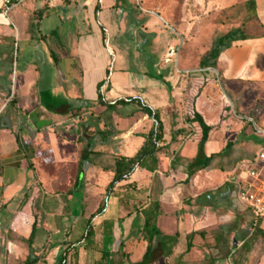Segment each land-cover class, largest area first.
<instances>
[{
    "label": "crops",
    "instance_id": "1",
    "mask_svg": "<svg viewBox=\"0 0 264 264\" xmlns=\"http://www.w3.org/2000/svg\"><path fill=\"white\" fill-rule=\"evenodd\" d=\"M247 1H250L248 12L259 20L262 33L236 41L222 53L219 60L222 76L214 69L202 70L199 65L201 57L210 50L216 38L215 31L225 27L213 24L209 17L190 20L184 12L182 22L177 26L179 32H175L181 42L171 51V59L167 62L170 64L174 58L176 66L160 69L157 73H163L168 84L152 80L139 71L144 75V85L136 90L124 86L132 76L127 74L129 70L123 66L114 68L119 56L109 48L111 33L100 21L102 11L98 14L103 9V0H86L83 3L86 11L85 14L80 12V23H84L86 28L77 33H66L65 38H75V43L72 42L65 57L77 60L82 71L81 90L77 93L72 91V97L92 102L94 107L90 110L93 111L55 121V115L42 107L39 96L34 93L37 81L32 80L31 75L36 73L29 68L24 69L20 85L27 90L21 92V97L15 96L10 100L16 102L15 112L12 110L14 115H10L4 128L0 129V264L25 263L29 256L27 241L34 224L33 249L39 259L37 264H59L68 247L73 250L67 264L139 263L148 248L143 232L146 222L144 211L153 203L160 206L157 226L161 236L171 237L165 254L153 264H264L263 237L253 236L241 242L236 237V241L233 240L244 223L239 218L231 228V223L225 222L233 218L225 211H230V196L228 191H222L224 183L217 188L211 187L213 181L206 178L211 165L189 181L186 173L198 154L201 136L197 124L186 122V101L195 103L206 121L215 125L220 115L214 113V109L217 105L219 108L226 106L215 92L213 95L210 93L216 90V82L228 87L258 86L264 93V0ZM47 4V9L52 10L65 3L64 0H51ZM16 5H20L17 10ZM215 5L216 0H211L209 6ZM42 7V1L19 0L18 4H8L3 8L4 12L11 8L8 17L12 25H21L22 37L29 49H25L24 56L32 52L30 48L35 40L29 19ZM224 9L222 7L218 12L221 14ZM132 15L123 13L117 37L126 35L130 18L135 17ZM90 21H98L94 32L93 28L88 31ZM4 28L9 27L0 25V56L4 55V58L0 57V85H3L2 80H6L4 72L8 68L3 60L8 55L6 50L10 44V32L3 31ZM221 30L222 34L229 32ZM97 42L102 48L94 51L90 46ZM99 55L102 63H99ZM59 61L56 57L55 64L49 67L58 65ZM194 70L198 73L196 78L192 77ZM105 80L106 84L99 90L98 85ZM5 89H0V115L8 109V104L4 103L9 101L4 97ZM100 91L107 101L141 98L157 110L164 125L161 145L166 147L158 155L159 164L154 171L148 167L138 168L107 198L106 188L114 177L116 160L137 154L154 120L143 113L132 115L138 110L136 105L118 106L111 110L100 107L97 103ZM105 115L114 120L113 127L106 125ZM15 116L18 123L9 128V120H14ZM86 121L91 123L84 125ZM226 125L225 121L212 132L205 145L208 156L220 153L225 144L227 146L225 134L223 137L220 135ZM84 148H89L92 153L80 187L70 192L56 190L53 183L58 179V169L78 167ZM30 163L33 168L29 167ZM100 180H104L105 189L102 187L97 194L92 193L90 186L100 187ZM93 197L96 204L94 202L90 209ZM105 200V208L92 222L94 247L88 248L82 240L87 222ZM229 228L235 232L231 237L225 233ZM193 233V247L188 251L189 236ZM104 253L109 255L107 259L103 258Z\"/></svg>",
    "mask_w": 264,
    "mask_h": 264
},
{
    "label": "rangeland",
    "instance_id": "2",
    "mask_svg": "<svg viewBox=\"0 0 264 264\" xmlns=\"http://www.w3.org/2000/svg\"><path fill=\"white\" fill-rule=\"evenodd\" d=\"M40 1L44 2L45 8L38 9L35 15L29 19L30 31L35 36L33 47L30 48L31 53L26 56L23 54L28 47L22 37L21 25H14L13 23V25L8 26L9 28L3 30L10 32L8 37L10 44L6 50L8 55L3 60L8 68L4 72L6 80H2L3 85H0V89L6 88L4 97L9 101H4L6 105L8 104V109L0 115V129L6 125V119L10 118V115H14L16 102L10 100L15 96L21 97V92L27 90L26 87L20 85L22 81L21 74L25 68H29L36 73L31 75V79L37 81L34 93L39 96L42 107L55 115V121L65 119L70 115L74 116L80 108V115L93 111L90 110L93 107L89 108L86 104L87 101L72 97V91L77 93L81 90L82 71L77 60L65 57V54L69 53L68 51L71 49L72 42L75 43V38H65L66 33H77L86 28L84 23H80V12L85 14L86 7L83 6V3L86 0H64V5L52 10L47 9V3L51 0H37V2ZM245 1L247 0H216V5L213 7L209 6L211 0H103V9L99 10L98 14L102 11L100 21L111 33L109 48L115 50L119 56V61L114 65V68L118 69L123 66L129 70L127 74L132 75L129 76L131 77L130 82L128 81L127 85L124 84V86L132 90L143 86L142 77L144 75L142 76L139 71L144 72L152 80L166 83L158 77L157 73L160 69L162 71L164 68L176 66L174 58L170 64H167L166 60L171 58V51L175 50L181 42L179 35L175 32H179L177 26L182 22L181 18L184 12L190 20H201L209 17V21L211 20L213 24L223 25L225 28H218L214 33V37L223 33L221 29L230 31L239 26H241L245 36L261 34L259 20L244 13L243 4ZM115 3L119 5L115 7ZM210 7L211 10L209 11ZM222 7L228 9L225 13L226 16L218 12ZM18 8H20V5H16L15 10ZM134 9H137V12ZM124 12L130 15L133 14L135 17L131 16V24L126 35L119 38L117 37L119 35L118 23ZM42 17L43 21H40ZM96 23L98 21L95 23L90 21L89 32H91V28L94 32ZM61 44H64L65 48ZM90 47L94 51L102 48L99 42ZM0 57L4 58V55L2 54ZM56 57L60 59L58 65L50 68V64H55ZM98 58L99 63H102L100 55ZM121 58L122 60L124 58V62ZM193 67L197 68V65ZM193 72L192 77L196 78L198 73H195L196 70ZM160 75H163V73ZM121 82H124L123 78H121ZM207 83L206 81V85ZM58 85L59 87H57ZM214 86L216 90H211L210 93L213 95L215 92L217 97L222 99L226 105L224 108H219L217 105L214 109L213 112L220 115L215 124H218L221 120L220 125L225 121L227 122L220 135L223 137L225 134V143L231 142L232 145L226 149L225 144L224 148L220 150L221 154L217 155L212 162L206 178L213 181L211 185L213 188H217L224 183L222 191H228L230 196V211H225L233 216L225 222L231 223L232 228V225L237 223V219L240 218L243 221L244 227L233 236V240L236 241L237 239L238 242H241L258 235L254 234L250 212L239 202L236 186L229 182V179L237 167L244 160L251 159L257 154L264 144V93L260 87L252 85L228 87L216 82ZM43 99L46 102L50 100V103H47L52 105L51 108L49 107L50 109L43 103ZM188 102L187 100L186 104L189 105ZM61 105H67L71 110L68 113L57 110ZM228 106L230 108H227ZM100 107L104 106L100 105ZM93 114L95 113L93 112ZM9 121L10 123L7 125L9 128H12L14 123L16 125L18 123L16 116L14 120L10 119ZM89 121H86L84 125L91 123ZM104 121L107 122L106 125L113 127L112 121L114 120L110 116L105 115ZM220 135H218V138L221 137ZM18 142H20V145L22 144L20 139H18ZM77 169L78 167L74 166L60 167L58 169V179L53 183L54 188L58 191L69 192L76 189ZM103 181L100 180V187L90 186V191L97 194L98 190H101L104 185ZM104 189L105 187H103ZM90 201V209H92L91 206L96 204V198L93 197ZM259 228H264V221ZM233 232V229H225V233L230 234V237Z\"/></svg>",
    "mask_w": 264,
    "mask_h": 264
},
{
    "label": "trees",
    "instance_id": "3",
    "mask_svg": "<svg viewBox=\"0 0 264 264\" xmlns=\"http://www.w3.org/2000/svg\"><path fill=\"white\" fill-rule=\"evenodd\" d=\"M250 1H246L243 4V10L245 15L250 16L248 12V4ZM19 0H10L9 6H12L14 4H18ZM99 8H96V11H98ZM228 9L222 10L221 14L226 16L225 13H227ZM103 28V27H102ZM247 36L243 34L241 26L230 30L229 32L225 34H221L220 36H217L214 38L212 46L210 50L204 54L201 57L200 60V69H214L218 71L219 75L222 76V71L219 69V60L224 51L231 48L233 43L236 41L246 40ZM110 74V71H108V75ZM162 81L164 80V75L158 76ZM106 80L101 82L98 85V89L101 90V88L106 84ZM169 86V85H168ZM45 99V98H44ZM43 99V103L46 104L47 108H51L52 105H48L47 103H50V100L46 102ZM52 101V100H51ZM53 102V101H52ZM99 105L106 107L108 110L116 109L118 106H128V105H136L138 107V110L133 112L132 115H135L137 113H143L145 115H148L151 119L154 120V124L150 130V132L144 137L145 142L140 148V150L137 152V154L133 157H120L116 160V167L114 171V177L111 183L106 188V198L109 197L113 192L116 186L123 181L127 180L130 176L134 174V172L138 168H150V170L154 171L159 164L158 155L166 148L165 146H162L161 143L164 138V125L160 119L159 113L157 110L153 109L151 106L146 104L141 98H134L130 97L128 99H118L115 101H107L103 94L100 91L99 99L97 102ZM86 104L89 108L94 107V104L92 102L87 101ZM49 108V109H50ZM59 111H62L64 113H68L71 109L67 105H61L58 107ZM230 108V107H227ZM73 110V109H72ZM81 108L78 110L77 114L80 115ZM75 114V115H77ZM224 118V117H223ZM186 122L188 124L194 125L197 124L201 129V136L199 139V145H198V154L196 158L189 164V166L186 169V173L188 174V180L196 176L199 172L207 169L215 159V157L221 153L218 154H212L211 156H208L205 153V145L210 140L212 132L221 124V121L218 124L212 125L209 124L202 113H200L196 109L195 103L187 105V111L185 116ZM232 143L229 142L226 146V149L231 147ZM92 153V151L89 148H84L81 151L80 154V160L78 162V169H77V177L75 186L76 188H79L82 182V177L84 173L86 172L87 163L89 162V156ZM30 168H33L32 164H29ZM173 167V165H172ZM106 202L104 201L102 205L98 208L97 212L89 218L85 233L82 237V240L85 241V246L88 248L94 247L95 242V229L93 225V218L97 215L102 213L103 209L105 208ZM146 222L144 226V238L148 242V248L147 251L143 257V260L139 263L135 264H153L155 261H157L159 258H161L165 254V248L167 246V243L171 240V237L165 236L162 237L160 230L157 226V220L160 215V206L158 203H153L150 209L144 211ZM255 235L261 236L264 238V230L263 229H256L254 231ZM36 235V224L33 226L32 234L27 241L29 244V256L24 264H36L39 259L35 255V251L33 249V242ZM195 236V233L191 234L189 236V243H188V251L191 250L193 247L192 240ZM73 250L72 247H68L60 261L59 264H67V260L69 257L70 252ZM170 252H168L169 254ZM76 260L77 255L74 254ZM109 255L107 253L103 254V258L107 259Z\"/></svg>",
    "mask_w": 264,
    "mask_h": 264
},
{
    "label": "built area",
    "instance_id": "4",
    "mask_svg": "<svg viewBox=\"0 0 264 264\" xmlns=\"http://www.w3.org/2000/svg\"><path fill=\"white\" fill-rule=\"evenodd\" d=\"M229 182L236 186L239 202L250 212L255 231L264 221V144L257 154L237 167Z\"/></svg>",
    "mask_w": 264,
    "mask_h": 264
},
{
    "label": "water",
    "instance_id": "5",
    "mask_svg": "<svg viewBox=\"0 0 264 264\" xmlns=\"http://www.w3.org/2000/svg\"><path fill=\"white\" fill-rule=\"evenodd\" d=\"M9 2H10V0H0V25L9 26L12 23L8 17V13L11 11V8H9L8 11H6V12L3 11L5 4L9 3Z\"/></svg>",
    "mask_w": 264,
    "mask_h": 264
}]
</instances>
